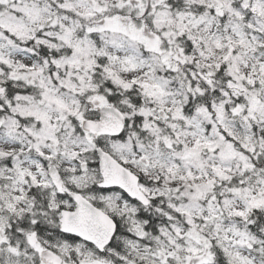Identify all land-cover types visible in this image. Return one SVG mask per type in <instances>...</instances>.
Returning <instances> with one entry per match:
<instances>
[{
	"label": "snow or ice",
	"instance_id": "snow-or-ice-1",
	"mask_svg": "<svg viewBox=\"0 0 264 264\" xmlns=\"http://www.w3.org/2000/svg\"><path fill=\"white\" fill-rule=\"evenodd\" d=\"M0 264H264V0H0Z\"/></svg>",
	"mask_w": 264,
	"mask_h": 264
}]
</instances>
